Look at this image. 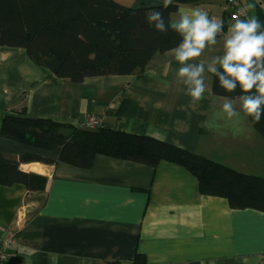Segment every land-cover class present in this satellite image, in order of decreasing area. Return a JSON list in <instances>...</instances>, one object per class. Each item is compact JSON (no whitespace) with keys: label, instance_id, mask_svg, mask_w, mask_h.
<instances>
[{"label":"crops","instance_id":"0c3cea01","mask_svg":"<svg viewBox=\"0 0 264 264\" xmlns=\"http://www.w3.org/2000/svg\"><path fill=\"white\" fill-rule=\"evenodd\" d=\"M115 1L127 7L162 3ZM224 2L173 0L178 10L171 23L193 9L223 22L218 44L205 49L201 60L222 55L223 36L233 23ZM77 40L93 55L83 38ZM172 50L155 53L130 74L73 82L33 63L23 48L0 46V127L7 113L22 109L27 116L75 127L95 115L102 127L148 135L264 176V137L240 110L238 98L231 100L239 115L228 119L222 105L229 98L213 94V74L205 72L203 98L192 102L177 80L181 65ZM25 153L51 163H23ZM0 155L20 169L37 162L41 172L22 170L48 180L39 193H28L21 183L0 184V245L6 227L19 221L25 237L5 247L0 264H139L137 254L146 264H264V212L234 209L224 197L201 194L197 178L181 165L163 160L151 167L99 154L90 167L80 168L59 161L56 149L1 134Z\"/></svg>","mask_w":264,"mask_h":264},{"label":"trees","instance_id":"16d2710c","mask_svg":"<svg viewBox=\"0 0 264 264\" xmlns=\"http://www.w3.org/2000/svg\"><path fill=\"white\" fill-rule=\"evenodd\" d=\"M162 3L127 7L115 0H0V46L23 48L30 60L49 69L55 76L80 82L87 77L126 75L142 70L155 53L174 49L182 37L171 28L159 32L147 16L162 11L166 24L178 10ZM257 18L264 25L259 4ZM25 20L38 28L27 27ZM81 37L93 55L78 44ZM222 71V70H221ZM215 96L236 99L240 89L228 93L218 87L213 75ZM253 128L264 137V114ZM0 134L6 139L34 147L58 151V160L69 165L90 167L97 155H105L155 167L169 161L185 167L196 178L199 192L224 197L231 208H252L264 212V176L239 171L205 155L148 135H138L101 127H75L47 117L27 116L25 109L7 113ZM51 160L25 153L23 163ZM47 177L19 168L12 159L0 155V184L21 183L28 193L46 189ZM136 261L146 264L143 255ZM240 264V263H231Z\"/></svg>","mask_w":264,"mask_h":264},{"label":"clouds","instance_id":"9594fccd","mask_svg":"<svg viewBox=\"0 0 264 264\" xmlns=\"http://www.w3.org/2000/svg\"><path fill=\"white\" fill-rule=\"evenodd\" d=\"M172 4L173 0H162L161 6L167 9ZM247 7L251 9L255 5ZM147 20L159 32L171 28L182 37L172 53L181 65L176 72L177 80L186 86V94L192 102L203 98L205 72H208L218 78V87L224 91L233 93L239 88L240 110L254 123L261 121L264 114V25L257 17L240 19L233 14L234 23L223 36L222 55L206 60L199 58L205 49L218 44L217 36L223 32L222 21L210 18L200 9L182 13L178 21L170 24H166L159 10H153ZM222 111L228 119L239 115L231 99H225Z\"/></svg>","mask_w":264,"mask_h":264},{"label":"built area","instance_id":"2783aa9c","mask_svg":"<svg viewBox=\"0 0 264 264\" xmlns=\"http://www.w3.org/2000/svg\"><path fill=\"white\" fill-rule=\"evenodd\" d=\"M223 9L225 12L229 14V19L231 22L234 23L233 21V14H236L240 19H247L246 17V12L243 9V7L240 4L239 0H225L223 4ZM101 120L95 116V115H90L87 117L86 121L83 124V127L86 128H91V129H99L101 128ZM20 213V216H23ZM7 233L3 238V241L0 245V260L5 259L6 253H5V247H7L9 244L14 243L17 239H24L25 237L23 235V227L21 222L19 221L18 223H15L13 225L7 226L6 227Z\"/></svg>","mask_w":264,"mask_h":264},{"label":"rangeland","instance_id":"374dc122","mask_svg":"<svg viewBox=\"0 0 264 264\" xmlns=\"http://www.w3.org/2000/svg\"><path fill=\"white\" fill-rule=\"evenodd\" d=\"M239 1H240L241 6L243 7V9L245 10L248 18H250L252 16L257 17V14H256L257 8H256V6L258 4L260 6L261 11L264 13V0H239ZM249 4H254L255 7L249 9L247 7V5H249ZM263 23H264V18H263Z\"/></svg>","mask_w":264,"mask_h":264},{"label":"bare ground","instance_id":"6f19581e","mask_svg":"<svg viewBox=\"0 0 264 264\" xmlns=\"http://www.w3.org/2000/svg\"><path fill=\"white\" fill-rule=\"evenodd\" d=\"M21 168H22V169H25V170H29V169H31V170H36V171H39V172L42 171L41 166H39L37 162H36V163H33V164H31V165L21 166Z\"/></svg>","mask_w":264,"mask_h":264}]
</instances>
